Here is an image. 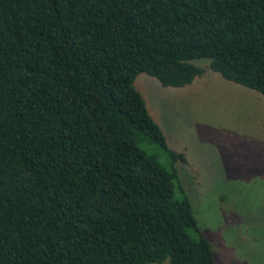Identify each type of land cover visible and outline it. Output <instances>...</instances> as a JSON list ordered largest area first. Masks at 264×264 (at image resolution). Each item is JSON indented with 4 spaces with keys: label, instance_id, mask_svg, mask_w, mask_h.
I'll list each match as a JSON object with an SVG mask.
<instances>
[{
    "label": "trees",
    "instance_id": "16d2710c",
    "mask_svg": "<svg viewBox=\"0 0 264 264\" xmlns=\"http://www.w3.org/2000/svg\"><path fill=\"white\" fill-rule=\"evenodd\" d=\"M193 60L264 99V0H0V264H216L132 85Z\"/></svg>",
    "mask_w": 264,
    "mask_h": 264
},
{
    "label": "rangeland",
    "instance_id": "374dc122",
    "mask_svg": "<svg viewBox=\"0 0 264 264\" xmlns=\"http://www.w3.org/2000/svg\"><path fill=\"white\" fill-rule=\"evenodd\" d=\"M204 72L181 88L161 87L146 74L132 85L167 147L194 218L216 264H264V99Z\"/></svg>",
    "mask_w": 264,
    "mask_h": 264
}]
</instances>
